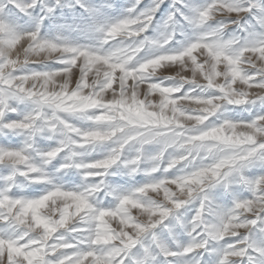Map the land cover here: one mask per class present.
I'll list each match as a JSON object with an SVG mask.
<instances>
[{
    "label": "clouds",
    "instance_id": "9594fccd",
    "mask_svg": "<svg viewBox=\"0 0 264 264\" xmlns=\"http://www.w3.org/2000/svg\"><path fill=\"white\" fill-rule=\"evenodd\" d=\"M245 3L246 0H236L235 6L213 19H227L234 12L231 19L238 24L246 15L242 11ZM57 5H61V0L45 3L50 9ZM34 23L35 30L40 32L42 24L36 19ZM98 23L90 20L53 24L52 35L47 39L57 40L55 47L32 45L24 39L10 52L17 61L16 67L23 69L27 63L44 64L59 59L69 48L94 50L79 66H74L70 74H62L48 83L51 90H63L64 105L59 109L62 117L56 116L55 105H49L53 109L52 116L38 124L33 120L29 123L13 121L7 125L18 130L16 135L23 137L21 143L26 145L22 152L6 153L14 170L26 166L22 173L24 179L18 180V186L27 187L29 178L50 185L44 195L26 207L0 201V207L15 221L7 235L16 241L28 237L27 242L31 245H46L53 235L64 229L57 237L61 243L56 247H65L63 242L71 239L74 231L69 226L79 218L88 222L92 243L110 242L115 228L104 219L105 216L118 215L121 224L127 221L128 227L137 231L141 225L174 215L183 205L196 200L202 186L215 181L225 170L230 184H240L244 169L264 168V152L251 147L255 137L264 138V123L259 127L245 126L238 119L224 116L228 109H221L224 101L220 98L188 93L174 95L193 81L201 93H206L213 85L211 81L201 79L199 74L193 77L190 71H185L178 63L180 57L172 54V47L165 48L174 28L172 23L164 19L155 29L156 35L148 36L147 44L144 40L137 43L131 39L148 28L147 24L142 28L132 27L142 23L139 18L115 21L106 31L98 30ZM201 30L211 32L212 28L203 24L196 31ZM73 32L85 35L90 42L76 43ZM214 39L224 41L231 39V35L221 31ZM246 51L248 49L240 47L229 49L231 55L240 60L236 67L240 71L251 67L264 70V59L260 58L264 57V48L251 49L259 52L260 57L246 56ZM141 52L145 55L140 56ZM206 59L201 56V60ZM70 63L76 65V60L72 59ZM85 68L87 71L81 76ZM31 84L32 81H28V86ZM228 87L231 91L225 98V105L244 106L250 96L264 95V88L251 89L244 83L232 88V81H229ZM93 109L101 110L93 114ZM137 129L143 130L142 135L147 140L141 142L137 138ZM34 133L40 138L54 140V146L47 151L35 152L32 149ZM73 133L79 138H74ZM58 157L60 163L50 170ZM3 158L0 155V159ZM114 167L115 171H112ZM58 169L79 176V183L71 187L75 191H66L64 183L54 182ZM139 172L148 179L139 186L121 191L118 212L97 214L96 207L104 198L100 194L109 196L116 189L107 177L125 175L134 178ZM28 173L36 174L28 177ZM157 173L160 175H155ZM184 232L187 237L191 236L190 231ZM228 234L235 235V231L222 219L213 223L209 232L211 239L217 242ZM257 239L264 243V232ZM179 243L178 235L170 229L167 237L152 233L146 246L159 257L161 253L166 254L170 246ZM189 243L200 246L195 243V238ZM3 250L0 241V253ZM11 256L9 252V259ZM156 264L166 262L157 259Z\"/></svg>",
    "mask_w": 264,
    "mask_h": 264
},
{
    "label": "snow or ice",
    "instance_id": "6c2138e0",
    "mask_svg": "<svg viewBox=\"0 0 264 264\" xmlns=\"http://www.w3.org/2000/svg\"><path fill=\"white\" fill-rule=\"evenodd\" d=\"M76 3H81V0H76ZM141 3L142 0H132V3L120 16L107 22L100 21L96 26L97 29L106 31L107 27L115 21L139 18L142 23L134 24L132 27L142 28L147 24L148 28L139 36H133L131 39L137 43L141 40H144L146 44L149 43L145 33L151 27L155 14L164 0H150L149 4L142 8L139 7ZM177 4L181 7H177ZM235 4L236 0H209L204 5L189 3L187 0H172L169 4L165 21L172 23L174 28L165 48H168L170 42L175 38L177 25H181V28L186 26L187 29H191V34L187 31L181 32L184 40L179 42V47L172 48V54L180 57L178 63L182 64L185 71H190L193 77L199 74L201 79L211 81L213 85L207 89L206 93H201L193 81L186 90L181 89L180 92L174 94L175 96H183L188 93L220 98L224 101L221 104V109H223L227 104L225 98L229 97L231 91L228 87L229 81H232V88H235L236 84L239 83H244L247 88L251 89L264 88V70L251 67L245 71H240L236 67L240 60L229 52L232 47H240L248 49L245 52L246 56L256 55L260 57L259 52L251 51V49L264 48V3H261L260 0H246L243 5L242 11L246 15L251 14L255 24L250 21H245L243 26L235 23L231 19L235 15L234 12L230 13V18L213 19L218 14L227 12ZM9 5L12 7L9 8ZM38 5L42 6L41 10L44 14L38 16L36 20L42 24L48 14L54 11V9L45 6L44 0H0V135H16L18 130L7 127L13 121L29 123L34 120L38 124L51 117L53 109L49 105H55L56 116L62 117L63 113L59 109L64 105L63 90H51L48 83L62 74H70L74 66H79L94 51L84 47L69 48L64 56L59 59L50 60L44 64L31 62L27 63L25 68L18 69L16 67L17 61L10 56V52L22 40L26 39L31 41L32 45L49 49L58 43L57 40L41 36L34 27L23 31L17 29L15 24L16 12L13 10L30 16V10L35 9ZM81 7H85L86 11L89 10L83 4ZM107 7L112 8L113 5ZM177 13L180 15V20L176 18ZM203 24L210 25L212 31L204 32L201 30L197 32L196 30ZM225 24L228 25V28L236 24L246 33V36L240 37L233 34L228 40L218 41L214 39L217 32L226 33L228 28H224ZM201 56L207 59L201 60ZM260 58L264 59V57ZM72 59L76 60V65L70 63ZM52 64L58 66L53 67ZM31 65H41L42 67L36 68ZM221 68L224 71H221ZM85 71H87L86 68L81 71L80 75L83 76ZM28 81H32L31 86H28ZM191 89H195V91H191ZM20 103H30L33 107L21 113ZM257 104L264 107V95L250 96L245 105ZM100 110L93 109L92 112L95 114ZM248 110L250 111V109ZM9 113H16L18 118L8 119ZM238 120L245 126L259 127L261 123H264V112L257 111L249 119ZM136 132L137 138L141 142L147 140V137L142 135L143 130L137 129ZM72 135L74 138H79L75 133ZM118 135H130V133H118ZM39 138V134H33L32 149L35 152L47 151L52 147L41 148ZM261 145H264V138L257 136L255 137V144L251 147L264 152V147H260ZM25 147L26 145L22 143L17 146L0 144V155L4 157L0 159V168L7 169L5 172H0V201L4 204H20L26 207L30 202L38 200L40 196L45 194L37 197H26L13 191L20 188L18 177H22V173L26 171V166L21 165L17 170H14L6 153L22 152ZM245 170H243L240 184L246 187L250 193L249 196L242 199L234 196L231 207L226 211L217 210L209 197L208 190L221 184L226 190L228 189L230 183L228 182L229 177L226 175L227 170H225L216 177L215 181L207 186H202V191L197 196L199 206L191 220L183 222L179 216H176L177 225L184 231H190L191 236L186 243L181 242L172 245L167 249L166 254L161 253L159 257L162 256L166 264H197V262L198 264H264V243L256 238L257 232H264V171L249 177L245 174ZM65 171V169H58L59 173ZM35 174L28 173V177ZM96 179L99 180V178ZM27 183L38 182L29 178ZM65 190L75 191L71 187H65ZM111 196L116 201L114 206L104 207L99 204L96 207L97 214L101 211L118 212L122 193L120 190L114 189ZM169 216L165 215L155 222L141 225L137 231L128 227L127 221L121 224L118 215L116 217L105 216L104 219L109 220L112 224L115 221L117 227H114L115 232L112 240L103 243H92L89 238L90 226L88 222L77 218L69 226L70 229L74 230L71 239L63 242L67 246L56 247L61 243L57 237L64 229L53 235L46 245H31L27 242L28 237L22 241H16L7 235L8 229L15 223L13 216H10L4 208L0 207V241H2L4 249L0 253V264H156L159 257H156L152 250L146 246L143 237L146 233H156L155 229L161 226ZM220 219L229 224L230 228L235 231V235H225L222 240L217 242L211 239L209 232L213 223ZM135 223L139 222L135 221ZM164 228L168 231L171 229L166 224ZM192 238H195V243L200 246L190 244ZM154 247L155 245H153ZM9 252L12 253L10 259Z\"/></svg>",
    "mask_w": 264,
    "mask_h": 264
},
{
    "label": "rangeland",
    "instance_id": "374dc122",
    "mask_svg": "<svg viewBox=\"0 0 264 264\" xmlns=\"http://www.w3.org/2000/svg\"><path fill=\"white\" fill-rule=\"evenodd\" d=\"M150 0H142V3L139 7H144L145 5H148ZM172 2V0H164V3L160 5L159 10L155 14V18L152 22L151 27L147 30L145 35L149 37H154L156 35L155 29L158 27V25L163 23V20L165 19L168 11H169V4ZM189 3H195L198 5H204L209 0H187ZM261 3H264V0H260ZM44 3H54V0H44ZM132 3V0H81V3H76V0H61V5H57L53 11L52 14H49L47 18L43 21L41 28H40V34L41 36L47 38L52 35L51 33V26L53 24H61L65 21L71 23L73 21H76L78 23H83L85 21H103L107 22L108 20L115 19L118 16H120L124 10L129 6V4ZM81 4L87 6V10L85 7H81ZM108 5H113L112 8L107 7ZM177 7H181V5L177 4ZM9 8L12 6L9 5ZM42 6L38 5L35 9L30 10L31 15H25L23 13L18 12L17 10H13L16 12V19L15 24L17 26V29L20 31L23 30H29L35 26L34 20L44 13L42 12ZM255 11V10H254ZM177 20H180V15L177 13ZM245 21H250L253 24H255V21L252 18L251 14H247L244 16L243 19L239 21V24L243 26L245 24ZM183 24V21H181ZM176 35L175 38L170 42L168 47H179V42L184 40V36L181 35L182 31H187L189 34H191V29H187L186 26L184 28H181V25L176 26ZM236 34L240 37H245L246 33L241 30L240 27H238L236 24L231 25L230 28L226 30V35H233ZM251 38V37H249ZM73 39L76 43L79 44H87L90 41L86 38L85 35L77 34V32H73ZM140 56H144L145 53L141 52L139 54ZM51 63V62H50ZM32 67H42L41 65H31ZM51 66L56 67L58 65L52 64ZM166 83H171V81H166ZM27 86V85H26ZM189 87V85H185L184 89L186 90ZM33 106L30 103H20L19 109L21 113H24L28 110H30ZM228 111H226L223 115L227 116L232 119H249L252 115H254L257 111L264 112V107L257 105H244V106H232V105H225L224 106ZM250 109V111L248 110ZM18 116L16 113H9L8 119H17ZM215 119V117L213 118ZM73 123H78L77 121H72ZM23 137L18 135H0V144L3 145H9V146H17L21 143ZM55 141L54 140H47L44 138H39V145L41 148H48L50 146H54ZM60 163L59 157L52 162L51 168H54ZM7 169L0 168V172H5ZM112 171H115V167L112 169ZM174 171V170H173ZM264 171V168L259 167H251L249 169L245 170V174L249 177L255 176L258 173ZM157 176L160 175V173L155 174ZM62 177V179H61ZM23 177H18V180L22 181ZM108 181L111 185H113L116 189L123 191L129 187L132 186H138L139 184H142L146 182L148 177L143 173L139 172L137 173L134 178H129L125 175H115V176H109L107 177ZM54 182L56 183H64L65 187H72L74 184L79 183V176L75 175L73 172L69 171L66 174L65 173H58L57 177L54 178ZM50 185L46 182L42 183H28L27 187L24 188H17L14 189L18 195H23L26 197H37L45 192L47 188H49ZM209 197L212 200L214 206H216L217 210H227L229 207L232 206L233 203V197H239V198H245L250 195L248 190L244 185L241 184H229L228 189L226 190L224 186L216 185L213 188L208 190ZM103 196V200L101 203V206L104 207H110L114 206L116 203L113 196H105L102 192L100 194ZM199 206V200L196 199L192 201L191 203L183 206L181 209L176 211V215H170L166 220L162 223L161 226H158L155 229V232L157 234H163L164 236H168V230L164 228V225H168L171 229L173 234L178 235L179 240L182 243H186L189 239L187 235L185 234L184 230L179 227L176 223V216H179L181 221L187 222L191 220L194 212ZM133 214H135V210H133ZM113 227H117V223L113 221ZM259 232L256 233V238L259 236ZM152 233H146L143 237L144 243H148L150 241ZM159 259H163V257H159Z\"/></svg>",
    "mask_w": 264,
    "mask_h": 264
}]
</instances>
